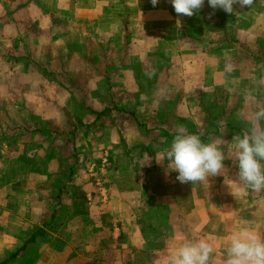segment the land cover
Masks as SVG:
<instances>
[{
  "label": "crops",
  "instance_id": "1",
  "mask_svg": "<svg viewBox=\"0 0 264 264\" xmlns=\"http://www.w3.org/2000/svg\"><path fill=\"white\" fill-rule=\"evenodd\" d=\"M13 1L16 0L2 2L6 10L0 13V22ZM86 2L90 5V14L79 10L85 7L84 0H66L68 8L61 7L60 13L68 14L72 24L82 20L90 26V37L115 36L120 40L126 35L144 37L146 43L139 51L145 54L137 56L131 49L135 59L128 61L127 66L132 69L136 66V69L131 72L133 83L130 85L126 84L129 76L123 69L115 70L122 62L96 66L95 78L102 89L95 95L88 92L90 109L78 111L82 113L70 110L74 115H90L91 127L102 132L99 141L90 142V151L96 150L97 156L90 163V189L87 186L83 190L48 191L49 205L32 202L36 199H32L29 190L13 186L14 182L31 177L29 172L14 171V157L28 162L30 158L15 154L12 157L7 144H0L3 150L0 155V180L3 181L0 185V262L19 251L6 264H167L170 253L182 242L203 239L214 249L209 264H225L233 232L248 228L264 237V190H245L238 184V168L232 156L234 137L249 134L254 125L264 128V119H255V113L264 109V47L260 45V38L264 36V0H253L251 6L244 8L236 3L231 14L223 11L228 23L248 20L247 25H253L240 30L228 29L223 40H220L221 31L213 34L214 30L208 27L216 26L217 22L212 18L213 11L207 0L191 17L175 13L170 0H158L155 6L151 0ZM139 3L143 4L142 11ZM32 18L43 20L40 14ZM89 29L86 27L87 32L78 34L75 31V35L86 36L83 41L86 42ZM245 42L246 52L242 53L239 46ZM125 43L123 40L122 47ZM136 44L139 46V42ZM102 47L109 55L112 47ZM154 49L160 52L145 62ZM114 50L121 49L114 47ZM66 51L62 49L60 54L73 52L75 55L68 63L64 62L65 69L74 61L78 64L83 60L76 46L71 52ZM3 63L8 67H0V115L5 113L4 103L13 101L15 105L16 100L25 96L18 94L29 82L22 83V77L37 74L41 81H47L41 72L40 75L38 71L29 72L28 64L20 58ZM142 63H147L144 74L143 69L139 70ZM227 64L234 69L229 74L224 72ZM51 67L54 69L53 64ZM171 69L175 71L170 72ZM142 78L150 79V89L141 88L142 92L137 89L135 92L139 94L132 96L129 88L138 87ZM161 78L166 88L174 87L165 93L166 106L159 101L164 97L155 86ZM134 97L138 100L134 101ZM96 100L100 105L95 104ZM222 100L226 102L227 118L221 121L224 125L208 124L206 106ZM216 107L220 112V104ZM14 112L20 113L16 109ZM173 118L183 125L175 123ZM178 129L199 135L205 143L219 145L225 155L220 174L208 177V181L181 183L175 171H168L167 160L156 162L155 156L170 146ZM46 132L50 130H42ZM211 135L214 140L206 141ZM40 139L42 143L41 136ZM16 151H20L18 147ZM146 157L152 158L150 166L141 164ZM105 163L106 170L98 178V168L94 171L93 167ZM154 166L159 171L161 187H156L145 173ZM99 184L102 186L98 187ZM240 191H246V195L240 196ZM33 213H38V220Z\"/></svg>",
  "mask_w": 264,
  "mask_h": 264
},
{
  "label": "rangeland",
  "instance_id": "2",
  "mask_svg": "<svg viewBox=\"0 0 264 264\" xmlns=\"http://www.w3.org/2000/svg\"><path fill=\"white\" fill-rule=\"evenodd\" d=\"M5 1L0 0L1 14L6 10L4 9L6 5L2 4ZM25 1L27 0H16L15 3L13 1V6L8 5L7 8L10 10L7 12V16L2 19V22H0V67H8L7 63H3L6 60L20 58L28 64L29 72L38 71L39 75L41 72L43 75H46L47 81H41L40 76L37 74H30L28 78H21L23 80L21 81L22 83L27 80L29 82H26L27 86L23 87L24 90L18 92L21 96L22 94L25 95L23 98L16 100L18 108H15L16 104L14 105L13 101L6 102L2 106L5 113L0 115V144H7L8 151L12 152L10 156L15 154V156L19 155L18 157L20 158H30L28 162L14 157L16 159V164L13 166L14 171L18 174L22 172H29L31 174V177L27 180L14 182L15 184L13 186L15 189H27L31 192L32 199H36L32 200V202L39 201V203L48 204L47 202L49 201L46 194L48 191L58 189L83 190L87 186L90 189V167L92 166L90 163L97 158L94 155L96 150L90 151V142L99 141L102 132L97 130L98 128L91 127L90 115H74V113L90 109V101L87 96L88 92L90 93L92 91L95 95L97 91L102 89V87H99L100 84L97 83L98 80L95 78V75L98 74L96 66L105 65L106 67L110 62L115 64L122 62V65H120L122 68L119 66L115 70L118 72L120 69H123V73L129 76L125 80L126 84L130 85V83H133L130 75L131 72L134 73L136 66L134 69L129 68L127 66L128 61H134V53H137V56H144L145 53H140L139 48H143L146 43V38L134 37L132 35H126L121 40L120 37L115 36L90 37V26L84 25L82 20L76 23L73 22L72 24L68 14L63 15L60 13V10L68 8L66 0H60L59 2H55L54 0H31V3L29 2L30 4H25ZM82 6L85 7H80V12L90 14V5L88 6L86 0L82 3ZM142 6L143 4L139 3L140 11H142ZM164 11L167 10L165 9ZM38 14L41 15L42 21L32 18L37 17ZM52 15L54 17H51ZM29 18H32V21ZM248 23L250 24L248 20L243 22L238 21V23L229 22L226 28L240 30L253 27V25L248 26ZM86 27L89 29L87 39L90 42L88 43L87 39L86 42H83L86 36H82L81 33L79 37L75 35L80 31L87 32L84 30ZM208 27L214 30L213 34H219L220 31L221 35L223 34L218 24ZM75 31L77 32L75 33ZM92 35L94 34L92 33ZM19 39L21 40L19 42H22L21 44L18 42ZM123 40L126 43L122 47ZM260 40V45L264 47L262 45L264 44V36ZM136 42H139V46ZM245 44L246 42L239 46L242 53L246 52L244 50ZM103 45L112 47L109 55L103 51ZM75 46L78 48L83 60H79L78 64L77 61H74L75 63L70 64L65 69L64 62L66 61L68 63L69 58L75 54L72 52L64 56L60 54V51L63 49V52H67V49L68 52H71L72 47L74 49ZM250 46L252 48V44ZM114 47L121 50H114ZM131 49L135 50L134 53L131 52ZM92 50H95L94 54ZM154 50L145 58V62L153 59L152 54L160 52L156 51V49ZM75 53L78 55V52ZM210 59L213 60L214 56H211ZM155 60L158 61L160 58H156ZM222 60L225 61V59ZM83 62L85 63V67L82 64ZM51 64L54 65V69H52ZM141 69H143L142 74H144V71H147V63H142L139 70L141 71ZM172 70L174 69H171L170 72ZM160 72H162V69ZM153 73H155V70L152 71ZM56 75H59V77ZM149 80L144 81L142 78V82L139 86L137 85L138 87L131 85L129 90L132 96L139 94L135 92L137 89L140 92L143 91L141 88L150 89L151 84ZM156 82L157 85L155 86L158 87L159 91L161 90L160 96L164 97V99L159 101H163L162 105L166 106L165 93L168 94L174 90V87L170 89L168 85L169 89L166 88V82L162 78ZM222 92L224 91L222 90ZM135 100L138 99L134 97ZM95 104L100 105L97 100ZM219 104L222 108L220 109L221 114L219 108L216 107ZM225 104L226 102L222 100L219 103L215 101L212 105L206 106L208 108L206 115L208 124L212 125L218 122L221 126L224 125L221 121L227 118ZM14 109L20 111L19 115H15ZM70 110H73L74 113ZM72 113L73 115H71ZM210 119L213 122H210ZM174 122L178 123V125H183V122L180 120L175 119ZM22 127L24 130H22ZM45 128L50 130L49 133L46 132L48 135L42 133V130ZM225 131H229V129H225ZM212 134L215 135V133ZM214 135H211L209 139L206 138L205 140L213 139ZM32 136L34 139H29ZM39 136L42 137V143L40 142L41 139L39 140ZM23 141L29 142V144L23 143ZM115 142L119 143L116 137ZM22 145H25L22 151V153L24 152L23 154L21 153ZM16 147L20 151L17 152ZM142 152L144 153V150ZM0 155H3V150H0ZM144 159H147V157ZM93 168L94 171L98 168L99 178L104 173L102 171L106 170V163ZM145 173H147L149 179H153L155 185H158L156 187H161L162 180L158 176L159 171L155 166L153 169H147ZM77 177L79 179L78 181L76 180ZM92 177L94 178L96 176ZM2 183L3 181L0 180V185ZM101 186L102 184L98 185V187ZM9 188H12V182H9ZM32 215L38 220V213H33Z\"/></svg>",
  "mask_w": 264,
  "mask_h": 264
},
{
  "label": "clouds",
  "instance_id": "3",
  "mask_svg": "<svg viewBox=\"0 0 264 264\" xmlns=\"http://www.w3.org/2000/svg\"><path fill=\"white\" fill-rule=\"evenodd\" d=\"M158 0H151L155 6ZM175 13L191 17L198 11L205 0H170ZM241 8L252 5L253 0H207L212 9H222L234 13L233 5ZM231 64L225 65L224 72H233ZM255 119H264V109L255 113ZM232 156L238 168V184L245 190L260 192L264 190V128L254 125L249 134L234 137ZM224 152L215 142L205 143L199 135L178 129L170 146L158 157L157 163L168 161V171L177 173L176 179L181 183L191 184L207 180L208 177L221 173L224 168ZM152 158L148 157L141 164L150 166ZM240 196L246 191H240ZM214 249L206 240H189L182 242L169 255L167 264H209ZM225 264H264V237L258 232L241 228L229 237V247Z\"/></svg>",
  "mask_w": 264,
  "mask_h": 264
},
{
  "label": "trees",
  "instance_id": "4",
  "mask_svg": "<svg viewBox=\"0 0 264 264\" xmlns=\"http://www.w3.org/2000/svg\"><path fill=\"white\" fill-rule=\"evenodd\" d=\"M211 10L213 11V17L212 18H214L216 20L218 26L222 29L223 34L220 37V40H223L224 39V37H223L224 34L227 36L226 31H228V29L227 30H225V29L227 27L226 25L228 24V21L226 20V17L224 15V12H223L222 9L217 8V9L214 10V9L211 8ZM228 35H229V37H231L230 33H228ZM31 241L32 240H30V242ZM18 253H19V251L16 252V253L11 254L10 257L7 260H4V261L0 262V264H6L9 259H12V258L16 257Z\"/></svg>",
  "mask_w": 264,
  "mask_h": 264
}]
</instances>
